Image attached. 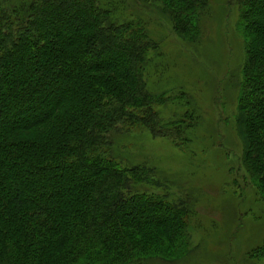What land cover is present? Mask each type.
<instances>
[{
	"label": "trees",
	"instance_id": "obj_1",
	"mask_svg": "<svg viewBox=\"0 0 264 264\" xmlns=\"http://www.w3.org/2000/svg\"><path fill=\"white\" fill-rule=\"evenodd\" d=\"M207 1L145 0L192 39ZM235 1L255 37L238 105L244 162L261 181L264 0ZM112 13L98 0H0V264H146L181 255L190 229L183 202L136 191L145 172L112 153L110 133L126 123L181 129L160 124L144 80L158 40L147 24Z\"/></svg>",
	"mask_w": 264,
	"mask_h": 264
},
{
	"label": "rangeland",
	"instance_id": "obj_2",
	"mask_svg": "<svg viewBox=\"0 0 264 264\" xmlns=\"http://www.w3.org/2000/svg\"><path fill=\"white\" fill-rule=\"evenodd\" d=\"M98 1L111 5L116 19L147 24L158 40L149 48L144 80L160 124L181 128L158 132L138 121L110 133L116 160L145 172L134 182L136 191L187 208L190 229L188 239L180 236L181 255L146 264H264V180L246 168L238 105L254 50L248 42L255 40L244 29L242 10L235 0H208L192 39L174 31L158 3Z\"/></svg>",
	"mask_w": 264,
	"mask_h": 264
}]
</instances>
